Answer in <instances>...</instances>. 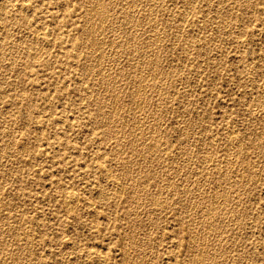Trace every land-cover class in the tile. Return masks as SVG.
I'll return each mask as SVG.
<instances>
[{"label": "rangeland", "instance_id": "374dc122", "mask_svg": "<svg viewBox=\"0 0 264 264\" xmlns=\"http://www.w3.org/2000/svg\"><path fill=\"white\" fill-rule=\"evenodd\" d=\"M157 12L159 14L156 15ZM91 13L95 16L90 15ZM119 13H121V17ZM0 24L3 26L0 25V186L2 185L0 187V246H2L0 247V264H134L135 262L137 264H190L193 258V264H199L200 261V264H264V0H0ZM99 24L101 25L99 26ZM9 27H11L10 30L7 29ZM38 29L40 30L38 31ZM98 34L100 35L98 36ZM124 36L126 37L124 38ZM95 37L98 41L95 40ZM20 38L24 41L21 39V42ZM134 40V46H132ZM120 41L121 43L118 44ZM19 43L21 44L19 45ZM49 43L51 47H47ZM117 46L118 48H115ZM131 48L133 51L135 49V53ZM137 48L139 49L137 50ZM121 49L124 51L119 52ZM129 50L133 52V55ZM151 50L152 54H150ZM113 51L114 53L118 51L119 54H114ZM128 51L130 55H128ZM136 52L141 53L137 54ZM154 52L157 54H153ZM146 55H149L148 58ZM154 55H158L161 60ZM144 57L147 59L145 60ZM150 63L154 65L151 66ZM140 64L143 65L139 67ZM159 66L160 68H158ZM117 67H120V71ZM128 70H132L131 74L127 73ZM139 76H142V79ZM134 78L139 79L135 80ZM145 84L147 86L149 84V86L146 87ZM137 86L140 87L137 89ZM149 87L151 88L149 89ZM87 89L88 91H86ZM136 90L139 91V95ZM149 92L152 93V96ZM141 93L143 94L140 95ZM148 96L151 97L148 98ZM110 97L117 99L110 102ZM144 99L146 100L144 101ZM138 102L140 104L143 102L144 105L141 104L143 105L141 106ZM106 104L108 105L106 106ZM113 104L116 108L113 107ZM155 105L158 107V113L155 111L157 108ZM101 107L103 108L101 109ZM145 111L147 115H153L147 116ZM155 112L156 114L160 113L158 118ZM2 113L6 115L3 114L2 117ZM108 114L111 115V118ZM118 117L121 121L117 119ZM108 120L110 122H107ZM125 121L126 124H124ZM160 123L161 125H159ZM132 126H135L136 129ZM161 126L163 130L160 129ZM116 128H119L118 131ZM233 129L237 130L232 134ZM160 131L164 132L163 135L162 133L158 134ZM210 131L212 132L210 133ZM195 133L196 135H194ZM153 135L155 139H153ZM187 136L192 138L189 142L185 141L188 140ZM145 137L148 139L146 140ZM7 138L10 139L7 140ZM154 140L155 143H153ZM160 140L164 142L162 141V143ZM234 140L235 142H233ZM23 141L25 145H23ZM140 143L144 144L141 146ZM200 145H204V147ZM133 147L134 149H132ZM191 147L196 150L193 151ZM124 148L127 149L124 150ZM21 149L23 150L21 151ZM226 149L229 153L226 152ZM24 150L25 152H23ZM155 151L158 153L157 155L154 153ZM177 151H179L178 154H176ZM208 151L209 153H207ZM131 152L132 154H130ZM151 152L153 153L151 154ZM184 152L186 153L184 154ZM224 152L225 154L236 152V154L225 156ZM205 153L211 156L209 157ZM217 153L219 154L217 155ZM153 154L156 155V158ZM161 155L163 160L160 159L161 157L159 158ZM233 155H236L237 158L235 156L233 158ZM146 158L147 160H145ZM223 158H225L224 163L222 162ZM214 159L218 160L215 162ZM167 160L168 162H166ZM220 163L227 167L221 166ZM258 163H262L261 169L258 167L260 166ZM156 166L159 167L156 168ZM152 167L157 174H154L155 171L152 170ZM255 167L260 171L255 170ZM238 169L242 170L238 171ZM106 175L111 178L106 179ZM210 175L211 177H208ZM258 175L260 178L257 177ZM243 176L245 181H242ZM246 178L247 181L252 178L253 182L248 181V185ZM141 179L143 181L140 182ZM183 180H186L185 183ZM116 181L119 183L118 185L115 183ZM224 181L226 185L230 181L232 184L225 186ZM177 182L179 184L182 182L183 185H179ZM253 183L256 185L253 186ZM144 184L145 186H143ZM239 186L241 187L239 188ZM218 187L220 188L218 189ZM249 188H251V192ZM158 190L159 193H157ZM237 190L240 191L235 193ZM184 192L188 193L185 195ZM224 192L226 196L223 195ZM230 192L231 196H229ZM236 194H239L238 198L235 197ZM63 196L67 200L68 197H72L75 205L69 208L65 205L67 200H64ZM228 196L229 198H227ZM160 197H163L166 202L163 198L164 202H162ZM193 197L194 200H192ZM198 197H202L201 201H199L200 199L196 200ZM90 198L91 201H89ZM75 199L78 203L74 201ZM227 199L230 200V203ZM237 199L239 202L242 201L241 204ZM224 200L226 201L224 202ZM191 204L192 208L189 206ZM18 209L19 211H17ZM70 209L71 211H69ZM161 210L162 212H160ZM235 211L236 215H239L238 217L235 216ZM226 212L229 213L226 214ZM216 214L219 216L217 217ZM241 216L243 217L241 218ZM189 221L191 222L189 223ZM200 221L202 224H199ZM208 221L210 222L208 223ZM241 223L242 225H240ZM226 224L227 226H225ZM223 228L226 230L224 231ZM27 229L28 231L30 229L31 234ZM132 229H134V234ZM208 233L211 235L210 239ZM196 234L198 237H195ZM126 236L131 240L126 239ZM220 239L221 241H219ZM235 241L236 244H234ZM214 244L215 246H213ZM198 246H203V248ZM220 250L223 256H220ZM144 252H146L145 255ZM224 254L226 255L224 256ZM136 255L138 256L136 257ZM126 256L132 257L130 259L125 258ZM4 257H7L6 261L3 260ZM63 258L64 262L61 261ZM126 259L128 260L126 261ZM131 260H134V263ZM225 260L226 262H224Z\"/></svg>", "mask_w": 264, "mask_h": 264}, {"label": "bare ground", "instance_id": "6f19581e", "mask_svg": "<svg viewBox=\"0 0 264 264\" xmlns=\"http://www.w3.org/2000/svg\"><path fill=\"white\" fill-rule=\"evenodd\" d=\"M83 2H84V1H83ZM94 2H95V1H94ZM98 2H99V1H98ZM224 2H225V1H224ZM24 3H25V2H24ZM43 3H44V2H43ZM110 3H111V2H110ZM110 3H109V4H110ZM144 3H145V2H144ZM151 3H152V2H151ZM214 3H215V2H214ZM93 4H94V3H93ZM96 4H98V3L96 2ZM96 4H94V5L96 6ZM87 5H88V4H87ZM114 5H115V4H114ZM223 5H224V3H223ZM230 5H232V4H230ZM233 5H234V4H233ZM82 6H83V5H82ZM85 6H86V5H85ZM95 6H92V7L94 8ZM108 6H109V5H108ZM213 6H214V5H213ZM245 6H247V5H245ZM88 7H89V6H88ZM96 7H97V6H96ZM100 7H102V6H100ZM110 7H111V6H110ZM250 7H251V6H250ZM89 8H90V7H89ZM89 8H88V9H89ZM113 8H114V6H113ZM150 8H151V7H150ZM217 8H218V7H217ZM152 9H154V8H152ZM156 9H157V8H156ZM215 9H216V8H215ZM251 9H252V8H251ZM12 10H13V9H12ZM86 10H87V8H86ZM92 10L94 11V9H92ZM99 10H100V9H99ZM110 10H112V9H110ZM150 10H151V9H150ZM20 11H21V9H20ZM95 11L97 12L96 9H95ZM100 11H102V10H100ZM106 11H107V10H106ZM127 11H128V10H127ZM127 11H126V13H127ZM228 11H229V8H228ZM89 12H91V11H89ZM89 12H88V13H89ZM96 12H95V13H96ZM104 12H105V11H104ZM115 12H116V11H115ZM129 12H130V11H129ZM162 12H163V11H162ZM215 12H216V10H215ZM25 13H26V11H25ZM25 13H24V14H25ZM107 13H108V12H107ZM134 13H135V12H134ZM149 13H150V12H149ZM103 14H104V13H103ZM105 14H106V13H105ZM119 14H120V17H121V13H119ZM132 14H133V12H132ZM153 14H154V13H153ZM157 14H159V13L157 12L156 15H157ZM18 15H19V14H18ZM20 15H21V14H20ZM90 15H94V16H95V14H93V13H91ZM106 15H107V14H106ZM106 15H104V16H106ZM111 15H112V14H111ZM122 15H123V14H122ZM127 15H128V14H127ZM135 15H136V14H135ZM135 15H134V16H135ZM86 16H87V15H86ZM102 16H103V15H102ZM102 16H101V19H102ZM112 16H113V15H112ZM124 16H125V15H124ZM90 17H91V16H90ZM97 17H98V16H97ZM106 17H107V16H106ZM106 17H105V18H106ZM114 17H115V15H114ZM129 17H130V15H129ZM144 17H145V16H144ZM160 17H161V16H160ZM173 17H174V16H173ZM185 17H187V16H185ZM220 17H221V16H220ZM123 18H124V17H123ZM156 18H157V17H156ZM228 18H229V17H228ZM36 19H37V18H36ZM96 19H97V18H96ZM112 19H113V18H112ZM117 19H118V17H117ZM125 19H126V18H125ZM154 19H155V17H154ZM21 20H22V19H21ZM90 20H91V19H90ZM104 20H106V19H104ZM126 20H127V19H126ZM129 20H130V18H129ZM147 20H148V19H147ZM159 20H160V19H159ZM12 21H13V20H12ZM38 21H39V19H38ZM111 21H113V20H111ZM157 21H158V20H157ZM222 21H223V20H222ZM86 22H88L87 19H86ZM92 22H93V21H92ZM100 22H101V21H100ZM103 22H104V21H103ZM116 22H117V20H116ZM118 22H120V21H118ZM132 22H133V21H132ZM213 22H214V21H213ZM227 22H228V21H227ZM110 23H112V22H110ZM165 23H166V22H165ZM8 24H9V22H8ZM11 24H12V23H11ZM97 24H98V23H97ZM105 24H106V23H105ZM113 24H116V23H113ZM117 24H118V23H117ZM175 24H176V23H175ZM227 24H228V23H227ZM0 25H1V24H0ZM89 25H90V24H89ZM91 25H92V24H91ZM100 25H101V24H99V26H100ZM103 25H104V24H103ZM109 25H111V24H109ZM13 26H14V25H13ZM34 26H35V25H34ZM94 26H95V24H94ZM99 26H98V28H99ZM112 26H113V25H112ZM131 26H132V25H131ZM163 26H164V25H163ZM227 26H228V25H227ZM227 26H226V27H227ZM1 27H3V26L1 25ZM102 27H103V26H102ZM105 27H106V26H105ZM107 27H108V26H107ZM110 27H111V26H110ZM110 27H109V28H110ZM117 27H118V26H117ZM117 27H116V28H117ZM136 27H137V26H136ZM203 27H204V25H203ZM49 28H50V27H49ZM86 28H87V27H86ZM86 28H85V29H86ZM103 28H104V27H103ZM131 28H132V27H131ZM163 28H164V27H163ZM7 29L10 30L11 27H9V28H7ZM7 29H6V30H7ZM89 29H90V28H89ZM91 29H93V28H91ZM107 29H108V28H107ZM110 29H112V27H111ZM113 29H114V28H113ZM35 30H36V29H35ZM39 30H40V29H38V31H39ZM86 30H87V29H86ZM97 30H98V29H97V25H96V31H97ZM167 30H168V29H167ZM171 30H172V29H171ZM21 31H22V30H21ZM27 31H28V30H27ZM27 31H26V32H27ZM36 31H37V30H36ZM36 31H35V33H37ZM46 31H47V30H46ZM90 31H91V30H90ZM90 31H89V33H90ZM99 31H100V30H99ZM101 31H102V30H101ZM105 31H106V30H105ZM168 31H169V30H168ZM200 31H201V30H200ZM48 32L51 33V31H49V30H48ZM48 32H47V33H48ZM129 32H130V31H129ZM164 32H165V30H164ZM218 32H219V31H218ZM9 33H10V32H9ZM11 33H12V32H11ZM20 33H22V32H20ZM91 33H92V32H91ZM93 33H94V31H93ZM132 33H133V32H132ZM135 33H136V31H135ZM18 34H19V33H18ZM25 34H26V33H25ZM28 34H29V33H28ZM43 34H45V33H43ZM54 34H55V33H54ZM100 34H101V33H100ZM100 34H98V36H99ZM122 34H123V32H122ZM10 35H11V34H10ZM12 35H13V34H12ZM19 35H20V34H19ZM21 35H22V34H21ZM40 35H41V34H40ZM47 35H48V34H47ZM88 35H89V34H88ZM88 35H87V36H88ZM96 35H97V34H96ZM126 35H127V33H126ZM132 35H133V34H132ZM134 35H135V34H134ZM134 35H133V36H134ZM24 36H25V35H24ZM28 36H30V35H28ZM50 36H51V34H50ZM11 37H13V36H11ZM18 37H20V36H18ZM22 37H23V36H22ZM35 37H37V36L35 35ZM92 37H93V35H92ZM125 37H126V36H124V38H125ZM153 37H154V36H153ZM128 38H129V37H128ZM10 39H11V38H10ZM21 39H22V38H20V41H21ZM34 39H35V38H34ZM87 39H88V38H87ZM87 39H86V41H87ZM93 39H94V38H93ZM93 39H92V40H93ZM129 39H130V38H129ZM134 39L136 40L137 38H134ZM178 39H179V38H178ZM22 40H23V39H22ZM39 40H40V39H39ZM44 40H45V39H44ZM92 40H91V42H92ZM95 40H96V37H95ZM120 40H122V39H120ZM131 40H133V39H131ZM135 40L133 41V45L131 44L132 46H134V42H135ZM137 40H138V39H137ZM23 41H24V40H23ZM37 41H38V40H37ZM96 41H98V40H96ZM202 41H203V40H202ZM15 42H16V39H15ZM21 42H22V41H21ZM84 42H85V41H84ZM100 42H101V41H100ZM115 42H116V41H115ZM136 42H137V41H136ZM199 42H200V41H199ZM93 43H94V41H93ZM96 43H97V42H96ZM119 43H121V41L118 42V44H119ZM123 43L126 44V42H123ZM123 43H122V44H123ZM128 43H130V42H128ZM150 43H151V42H150ZM161 43H162V42H161ZM12 44H13V43H12ZM20 44H21V43H19V45H20ZM84 44H85V43H84ZM116 44H117V43H116ZM116 44H115V45H116ZM118 44H117V45H118ZM154 44H155V43H154ZM208 44H209V42H208ZM17 45H18V44H17ZM47 45H48V44H47ZM92 45H93V44H92ZM92 45H91V46H92ZM137 45H138V44H137ZM137 45H136V46H137ZM160 45H161V44H160ZM41 46H43V45H41ZM83 46H84V45H83ZM99 46H100V45H99ZM99 46H97V47H99ZM128 46H129V45H128ZM132 46H130V47H132ZM138 46H139V45H138ZM148 46H149V45H148ZM205 46H206V45H205ZM208 46H209V45H208ZM13 47H14V46H13ZM47 47H51V46H50V43H49V45H48ZM93 47H94V45H93ZM113 47H114V46H113ZM119 47H123V46H119ZM155 47H156V46H155ZM159 47H160V46H159ZM159 47H158V48H159ZM11 48H12V47H11ZM52 48H53V47H52ZM115 48H118V46L115 47ZM132 48H133V47H132ZM132 48H131V50H132ZM153 48H154V47H153ZM2 49H3V48H2ZM21 49H23V48H21ZM37 49H38V48H37ZM47 49H49V48H47ZM124 49H125V48H124ZM126 49H127V48H126ZM129 49H130V48H129ZM138 49H139V48H137V50H138ZM147 49H148V48H147ZM147 49H146V51H147ZM155 49H156V48H155ZM199 49H200V48H199ZM0 50H1V49H0ZM40 50H42V49H40ZM40 50H39V51H40ZM114 50H115V49H114ZM127 50H128V49H127ZM137 50H136V51H137ZM140 50H142V49H140ZM143 50H144V49H143ZM157 50H158V49H157ZM159 50H160V48H159ZM167 50H168V49H167ZM197 50H198V49H197ZM209 50H210V49H209ZM217 50H218V49H217ZM219 50H220V49H219ZM7 51H8V49H7ZM13 51H14V50H13ZM46 51H48V50H46ZM87 51H89V48H87ZM96 51H97V50H96ZM115 51H116V50H115ZM121 51H124V50L121 49L119 52H121ZM129 51H130V50H129ZM129 51H128V52H129ZM132 51H133V50H132ZM154 51H155V50H154ZM200 51H202V50H200ZM200 51H199V52H200ZM215 51H216V50H215ZM5 52H6V51H5ZM94 52H95V51H94ZM130 52H131V51H130ZM130 52H129L128 55H130ZM133 52L135 53V49H134ZM133 52H131V54H132ZM155 52H156V51H155ZM155 52H154L153 54H157V53H155ZM162 52H164V51L162 50ZM13 53H14V52H13ZM17 53H18V52H17ZM113 53H114V51H113ZM115 53H118V51L115 52ZM115 53H114V54H115ZM136 53L138 54V53H141V52H136ZM143 53H145V52H143ZM147 53H149V51H147ZM15 54H16V52H15ZM15 54H14V56H15ZM36 54H37V53H36ZM114 54H113V55H114ZM118 54H119V53H118ZM120 54H121V53H120ZM122 54H123V53H122ZM150 54H152V50H151ZM199 54H200V53H199ZM16 55H18V54H16ZM88 55H89V54H88ZM126 55H127V54L125 53V56H126ZM132 55H133V54H132ZM142 55H143V54H142ZM207 55H208V54H207ZM0 56H1V55H0ZM34 56H35V55H34ZM89 56H91V54H90ZM89 56H88V57H89ZM98 56H99V55H98ZM101 56H102V55H101ZM135 56H136V55H135ZM148 56H149V55H148ZM148 56L146 55L147 58H148ZM154 56H156V55H154ZM204 56H205V55H204ZM35 57H36V56H35ZM116 57H117V55H116ZM129 57H130V56H129ZM146 57H144L145 60L147 59ZM17 58H18V57H17ZM100 58H101V57H100ZM100 58H99V59H100ZM136 58H137V56H136ZM136 58H135V62H136V60H137ZM150 58H151V57H150ZM150 58H149V59H150ZM156 58H158V55L156 56ZM160 58H161V57H160ZM197 58H198V56H197ZM8 59H9V58H8ZM33 59H34V58H33ZM141 59H142V56H141ZM154 59H155V58H154ZM158 59H159V58H158ZM158 59H157V60H158ZM15 60H16V59H15ZM37 60H38V59H37ZM96 60H97V58H96ZM109 60L111 61V58H110ZM127 60H128V59H127ZM129 60H130V59H129ZM159 60H161V59H159ZM202 60H203V59H202ZM208 60H209V59H208ZM208 60H207V61H208ZM243 60H244V59H243ZM114 61H116V60H114ZM114 61H113V62H114ZM133 61H134V60H133ZM140 61H141V60H140ZM195 61H196V60H195ZM117 62H118V61H117ZM135 62H133V63H135ZM146 62H147V61H146ZM151 62H152V61H151ZM157 62H158V61H157ZM163 62H164V60H163ZM165 62H166V61H165ZM22 63H23V62H22ZM47 63H48V62H47ZM128 63H130V62H128ZM139 63H140V62H139ZM142 63H143V62H142ZM158 63H159V62H158ZM114 64H117V63H114ZM114 64H113V65H114ZM144 64H145V63H144ZM54 65H55V64H54ZM125 65H127V64H125ZM129 65H130V64H129ZM129 65H128V66H129ZM131 65H132V63H131ZM133 65H134V64H133ZM142 65H143V64H140L139 67H141ZM150 65L152 66V65H154V64H153V63H152V64L150 63ZM159 65H160V64H159ZM161 65H162V64H161ZM198 65H199V64H198ZM248 65H249V64H248ZM9 66H10V65H9ZM9 66H8V67H9ZM128 66H127V67H128ZM135 66H136V65H135ZM135 66H134V67H135ZM156 66H158V65L156 64ZM22 67H23V66H22ZM131 67H132V66H131ZM143 67H144V66H143ZM145 67H146V64H145ZM166 67H167V66H166ZM169 67H170V66H169ZM169 67H168V68H169ZM12 68H13V66H12ZM27 68L29 69V67H27ZM132 68H133V67H132ZM158 68H160V66H159ZM164 68H165V67H164ZM117 69L119 70L120 67H119V68L117 67ZM130 69H131V68H130ZM147 69H148V68H147ZM150 69H152V68H150ZM155 69H156V68H155ZM161 69H162V68H161ZM172 69H173V68H172ZM201 69H202V68H201ZM115 70H116V68H115ZM144 70H145V69H144ZM198 70H200V69L198 68ZM18 71H20V70H18ZM85 71H86V70H85ZM119 71H120V70H119ZM119 71H118V72H119ZM121 71H122V69H121ZM125 71H126V70H125ZM128 71H129V70H128ZM130 71H132V70H130ZM130 71L127 72V73H130V74H131ZM145 71H149V70H145ZM4 72H5V70H4ZM49 72H50V71H49ZM123 72H124V69H123ZM123 72H122V73H123ZM137 72H138V71L136 70V73H137ZM141 72H142V71H141ZM157 72H158V71H157ZM19 73H21V72H19ZM57 73H58V72H57ZM100 73H101V71H100ZM100 73H99V74H100ZM127 73L125 72V74H127ZM133 73H134V72H133ZM149 73H150V72H149ZM155 73H156V72H155ZM102 74H103V73H102ZM106 74H107V73H106ZM114 74H115V73H114ZM116 74H118V73H116ZM120 74H121V73H120ZM143 74H144V73H143ZM143 74H142V75H143ZM150 74H151V73H150ZM157 74H158V73H157ZM97 75H98V74H97ZM133 75H134V74H133ZM147 75H149V74H147ZM155 75H156V74H155ZM163 75H164V74H163ZM163 75H162V76H163ZM17 76H19V75H17ZM108 76H111V75H108ZM108 76H107V77H108ZM123 76H125V75L123 74ZM137 76H138V75H137ZM153 76H154V75H153ZM165 76H166V75H165ZM165 76H163V77H165ZM1 77H2V76H1ZM105 77H106V76H105ZM115 77H116V76H115ZM117 77H118V75H117ZM135 77H136V75H135ZM139 77H140V76H139ZM141 77H142V76H141ZM141 77H140V78H141ZM144 77H146V76H144ZM144 77H143V78H144ZM160 77H161V75H160ZM5 78H6V77H5ZM101 78H102V76H101ZM147 78H148V77H147ZM118 79H119V78H118ZM121 79H122V78H121ZM134 79L136 80V79H139V78H134ZM141 79H142V78H141ZM150 79H151V78H150ZM258 79H259V78H258ZM107 80H108V79H107ZM113 80H114V79H113ZM113 80H112V81H113ZM135 80H134V81H135ZM143 80H144V79H143ZM151 80H152V79H151ZM151 80H150V81H151ZM153 80H154V79H153ZM165 80H166V78H165ZM4 81H5V80H4ZM38 81H39V80H38ZM115 81H116V79H115ZM115 81H114V82H115ZM139 81H140V80H139ZM157 81H158V80H157ZM64 82H65V81H64ZM110 82H111V81H110ZM132 82H133V81H132ZM136 82L138 83V80H137ZM141 82H143V81L141 80ZM141 82H140V84H141ZM144 82H145V80H144ZM146 82H147V81H146ZM151 82H153V81H151ZM65 83H66V82H65ZM82 83H83V82H82ZM106 83H107V82H106ZM148 83H150V82H148ZM166 83H167V81L165 82V84H166ZM67 84H68V83H67ZM67 84H66V85H67ZM112 84H113V83H112ZM115 84H116V83H115ZM133 84H134V83H133ZM140 84H139V85H140ZM158 84H159V83H158ZM63 85H65V84L63 83ZM91 85H92V84H91ZM107 85H108V84H107ZM145 85H146V84H145ZM151 85H152V84H151ZM156 85H157V84H156ZM110 86H111V85H110ZM112 86H113V85H112ZM131 86H132V85H131ZM131 86H130V87H131ZM148 86H149V84H148ZM148 86L146 85V87H148ZM11 87H12V86H11ZM62 87H63V86H62ZM107 87H108V86H107ZM107 87H106V89H107ZM133 87H134V86H133ZM138 87H140V86H137V89H138ZM153 87H154V86H153ZM157 87H158V86H157ZM157 87H156V89H157ZM103 88H105V87H103ZM112 88H113V87H112ZM112 88H111V89H112ZM150 88H151V87H149V89H150ZM62 89H64V88H62ZM106 89H105V91H106ZM108 89H109V88H108ZM116 89H117V88H116ZM132 89H133V88H132ZM153 89H154V88H153ZM79 90H80V89H79ZM93 90H94V88H93ZM117 90H118V89H117ZM134 90H135V89H134ZM139 90H141V89H139ZM164 90H165V89H164ZM80 91H81V90H80ZM86 91H88V89H87ZM114 91H115V90H114ZM130 91H131V90H130ZM136 91H137V90H136ZM151 91H152V90H151ZM151 91H150V92H151ZM156 91H157V90H156ZM158 91H159V89H158ZM158 91H157V92H158ZM161 91H162V90H161ZM92 92H93V91H92ZM145 92H146V91H145ZM147 92H148V90H147ZM150 92H149V93H150ZM117 93H118V92H117ZM119 93H120V92H119ZM130 93H131V92H130ZM163 93H164V91H163ZM133 94H134V91H133ZM137 94L139 95V91H137ZM142 94H143V93H141L140 95H142ZM145 94H146V93H145ZM151 94H152V93H150V95H151ZM156 94H157V93H156ZM161 94H162V93H161ZM89 95H90V94H89ZM107 95H108V94H107ZM117 95H118V94H117ZM120 95H121V93H120ZM130 95H131V94H130ZM0 96H1V95H0ZM108 96H109V95H108ZM118 96H119V95H118ZM133 96H134V95H133ZM136 96H137V95H136ZM151 96H152V95H151ZM151 96H150V97H151ZM155 96H156V95H155ZM157 96H158V94H157ZM160 96H161V95H160ZM163 96H164V94H163ZM89 97H90V96H89ZM89 97H88V98H89ZM112 97H114V96H112ZM131 97H132V96H131ZM141 97H144V96H141ZM141 97H140V98H141ZM150 97L148 96V98H150ZM161 97H162V96H161ZM164 97H165V96H164ZM185 97H186V96H185ZM193 97H194V96H193ZM247 97H248V96H247ZM103 98H104V97H103ZM106 98H107V97H106ZM146 98H147V97H146ZM154 98H155V97H154ZM109 99H110V102H111V101H114L113 99H117V98H113V99H112V98L110 97ZM119 99H120V98H119ZM159 99H161V98L159 97ZM100 100H101V99H100ZM105 100H106V99H105ZM142 100H143V98H142ZM145 100H146V99H144V101H145ZM166 100H168V99H166ZM194 100H195V99H194ZM257 100H258V99H257ZM103 101H104V100H103ZM147 101H148V100H147ZM151 101H153V100H151ZM101 102H102V101H101ZM101 102H100V103H101ZM107 102H108V101H107ZM161 102H163V101H161ZM161 102H160V103H161ZM81 103H82V102H81ZM87 103H88V102H87ZM112 103H113V102H112ZM115 103H116V100H115ZM115 103H114V104H115ZM121 103H122V102H121ZM138 103H139V102H138ZM146 103H148V102H146ZM169 103H170V102H169ZM102 104H103V103H102ZM114 104H113V107H114ZM141 104L144 105L143 102H142ZM141 104L139 103V105H141ZM151 104H152V103H151ZM157 104H158V102H157ZM184 104H185V103H183V105H184ZM189 104H190V103H189ZM0 105H1V104H0ZM89 105H90V104H89ZM103 105H104V104H103ZM107 105H108V104H106V106H107ZM110 105H111V103H110ZM115 105H116V104H115ZM120 105H122V104H120ZM143 105H141V106H143ZM145 105H146V104H145ZM148 105H149V107H151L150 104H148ZM187 105H188V104H187ZM96 106H97V105H96ZM117 106H119V105H117ZM155 106H156V105H155ZM163 106H164V105H163ZM185 106H186V104H185ZM110 107L112 108V106H110ZM110 107H109V109H110ZM120 107H121V106H120ZM120 107H119V108H120ZM156 107H157V106H156ZM159 107L161 108V106H159ZM193 107H195V106H193ZM258 107H260V106H258ZM33 108H34V107H33ZM102 108H103V107H101V109H102ZM114 108H116V107H114ZM117 108H118V107H117ZM140 108H142V107H140ZM145 108H146V107H145ZM147 108H148V106H147ZM151 108H152V107H151ZM189 108H191V107L189 106ZM2 109H3V108H2ZM37 109H38V108H37ZM96 109H97V108H96ZM153 109L155 110V107H154ZM157 109H158V107L156 108L155 111H157ZM162 109H163V108H162ZM192 109H193V108H192ZM252 109H253V108H252ZM6 110H7V109H6ZM106 110H107V109H106ZM140 110H141V109H140ZM146 110H147V109H146ZM0 111H1V110H0ZM9 111H10V110H9ZM102 111H103V110H102ZM113 111H114V110H113ZM159 111H160V110H159ZM190 111H191V110H190ZM109 112H110V111H109ZM116 112H117V111H115V113H116ZM145 112H146V111H145ZM145 112H144V113H145ZM152 112H154V111H152ZM188 112H189V110H188ZM188 112H187V113H188ZM253 112H254V109H253ZM4 113H5V112H4ZM4 113H2V117H3V114H4ZM110 113H111V112H110ZM117 113H118V112H117ZM157 113H158V111H157ZM161 113H162V111H161ZM168 113H169V112H168ZM101 114H102V113H101ZM155 114H156V112H155ZM252 114H253V113H252ZM4 115H6V114H4ZM109 115H110V114H108V116H109ZM111 115H112V113H111ZM111 115H110V118H111ZM115 115H117V114H115ZM146 115H147V112H146ZM149 115H150V114H149ZM149 115H147V116H149ZM151 115H153V114H151ZM151 115H150V116H151ZM156 115H158V116H157V118H158L159 115H160V113H159V114H156ZM195 115H196V114H195ZM248 115H249V114H248ZM0 116H1V115H0ZM119 116H120V115H119ZM183 116H184V115H183ZM51 117H52V115H51ZM100 117H101V116H100ZM106 117H107V116H106ZM115 118H116V117H115ZM152 118H153V117H152ZM179 118L182 119V117H179ZM191 118H192V117H191ZM198 118H199V117H198ZM198 118H197V119H198ZM7 119H8V118H7ZM36 119H37V118H36ZM117 119H119V117H118ZM117 119H116V120H117ZM127 119H128V118H127ZM96 120H97V119H96ZM101 120H102V119H101ZM106 120H107V119H106ZM110 120H111V119H110ZM110 120H108L107 122H110ZM119 120H120V119H119ZM124 120H125V119H124ZM128 120H129V119H128ZM156 120H157V119H156ZM183 120H184V119H183ZM253 120H254V119H253ZM111 121H112V120H111ZM120 121H121V120H120ZM161 121L164 122V120H161ZM200 121H201V120H200ZM36 122H37V120H36ZM38 122H39V121H38ZM100 122H101V121H100ZM156 122H157V121H155V123H156ZM163 122H162V123H163ZM197 122H198V121H197ZM9 123H10V122H9ZM12 123H13V121H12ZM105 123H106V122H105ZM105 123H104V124H105ZM118 123H119V122H118ZM118 123H117V124H118ZM158 123H159V121H158ZM248 123H249V122H248ZM121 124H123V123H121ZM124 124H126V121H125ZM156 124H157V123H156ZM183 124H184V123H183ZM113 125H115V124H113ZM113 125H112V126H113ZM152 125H153V124H152ZM157 125H158V124H157ZM157 125H154V126L157 127ZM159 125H161V123H160ZM12 126H13V125H12ZM149 126H150V125H149ZM6 127H7V126H6ZM103 127H105V126H103ZM132 127H135V126H132ZM147 127H148V126H147ZM155 127H154V128H155ZM148 128H149V127H148ZM154 128H153V129H154ZM159 128H160V127H159ZM183 128H184V127H183ZM201 128H202V127H201ZM209 128H210V127H209ZM209 128H208V129H209ZM223 128H224V127H223ZM228 128H229V127H228ZM16 129H17V128H16ZM106 129H107V128H106ZM117 129H119V128H116V130H117ZM135 129H136V127H135ZM135 129H134V130H135ZM149 129H150V128H149ZM149 129H148V130H149ZM153 129H152V130H153ZM160 129H162V126H161ZM229 129H230V128H229ZM245 129H246V128H245ZM134 130H133V132H134ZM155 130H156V128H155ZM162 130H163V129H162ZM184 130H185V128H184ZM211 130H212V129H211ZM223 130H224V129H223ZM233 130H234V129H233ZM235 130H237V129H235ZM235 130H234V131H231V130H230V131H231L232 134H233V132H234V133L236 132ZM253 130H254V129H253ZM262 130H263V129H262ZM10 131H11V130H10ZM117 131H118V130H117ZM153 131H154V130H153ZM153 131H152V133H153ZM164 131H165V130H164ZM257 131H258V130H257ZM257 131H256V132H257ZM108 132H109V131H108ZM130 132H131V131H130ZM146 132H147V134H148V131H146ZM198 132H199V131H198ZM211 132H212V131H210V133H211ZM111 133H112V132H111ZM115 133H116V131H115ZM122 133H123V132H122ZM161 133H162V135H163L164 132H161V131H160V133H158V134H161ZM181 133H183V132H181ZM185 133H186V132H185ZM253 133H254V132H253ZM257 133H258V132H257ZM105 134H106V133H105ZM116 134H117V133H116ZM131 134H132V133H131ZM131 134H130V135H131ZM140 134H141V132H140ZM140 134H139V135H140ZM232 134H231V135H232ZM263 134H264V133H263ZM12 135H13V134H12ZM113 135H114V134H113ZM136 135H137V134H136ZM144 135H145V133H144ZM162 135H160V137H162ZM183 135H184V134H183ZM183 135H182V136H183ZM187 135H188V133H187ZM190 135H191V133H190ZM194 135H196V133H195ZM197 135L200 136L199 134H197ZM216 135H217V134H216ZM226 135H227V134H226ZM261 135H262V131H261ZM58 136H59V135H58ZM146 136H147V135H146ZM148 136H149V135H148ZM156 136H157V135H156ZM158 136H159V135H158ZM192 136H193V133H192ZM15 137H16V135H15ZM114 137H115V136H114ZM132 137H133V135H132ZM132 137H131V138H132ZM185 137H186V136H185ZM187 137H188V138H186V139H188V140H185V141H188V142H189L190 139H192V138H189V136H187ZM203 137H205V136H203ZM210 137H211V136H210ZM214 137H215V136H214ZM227 137H228V136H227ZM259 137H261V136L259 135ZM10 138H11V137H10ZM10 138H7V140L10 139ZM143 138H144V137H143ZM145 138H146V137H145ZM151 138H152V137H151ZM177 138H178V137H177ZM180 138H181V137H180ZM180 138H179V139H180ZM206 138H207V137H206ZM218 138H219V137H218ZM236 138H237V137H236ZM254 138H255V137H254ZM257 138H258V137H257ZM133 139H134V138H133ZM147 139H148V137L146 138V140H147ZM153 139H155V136H154V135H153ZM158 139H160V138H158ZM158 139H157V141H158ZM161 139H163V138H161ZM226 139H227V138H226ZM239 139H240V138H239ZM250 139H251V138H250ZM260 139H261V138H260ZM23 140H24V139H23ZM118 140H119V139H118ZM118 140H117V141H118ZM120 140H121V139H120ZM129 140H130V139H129ZM136 140H138V139H136ZM177 140H178V139H177ZM183 140H184V139H183ZM197 140H198V138H197ZM210 140H211V139H210ZM219 140H220V139H219ZM255 140H256V139H255ZM262 140H263V138H262ZM160 141L162 142L163 140H160ZM181 141H182V140H181ZM185 141H184V142H185ZM207 141H209V140H207ZM213 141H214V140H213ZM217 141H218V140H217ZM246 141H247V140H246ZM250 141H251V140H250ZM3 142H4V141H3ZM15 142H16V140H15ZM163 142H164V141H163ZM163 142H162V143H163ZM188 142H187V144H188ZM193 142H194V141H193ZM193 142H192V143H193ZM233 142H235V140H234ZM248 142H249V141H248ZM1 143H2V142H1ZM6 143H7V142H6ZM8 143H9V142H8ZM22 143H23V145H25V144H24V141H23ZM123 143H124V141H123ZM123 143H122V144H123ZM151 143H152V142H151ZM153 143H155V140H154ZM156 143H157V142H156ZM162 143H161V144H162ZM185 143H186V142H185ZM185 143H184V145H185ZM190 143H191V142H190ZM201 143H202V142H201ZM236 143H237V142H236ZM239 143H240V142H239ZM10 144H12V143L10 142ZM10 144H9V145H10ZM130 144H131V143H130ZM132 144H133V142H132ZM140 144H141V143H140ZM140 144H139V145H140ZM142 144H144V143H142ZM142 144H141V146H142ZM149 144H150V143H149ZM149 144H148V145H149ZM157 144H158V143H157ZM159 144H160V143H159ZM187 144H186V145H187ZM195 144H196V143H195ZM211 144H212V143H211ZM230 144H231V143H230ZM259 144H260V143H259ZM3 145H4V144H3ZM3 145H2V146H3ZM7 145H8V144H7ZM12 145H13V144H12ZM12 145H11V146H12ZM17 145H18V144H17ZM17 145H16V146H17ZM118 145H119V144H118ZM118 145H117V146H118ZM186 145H185V146H186ZM232 145H233V143H232ZM236 145H238V144H236ZM123 146H124V145H123ZM123 146H122V148H123ZM129 146H130V145H129ZM170 146H171V145H170ZM180 146H181V144H180ZM185 146H183V147H185ZM200 146H201V145H200ZM202 146L204 147V145H202ZM202 146H201V147H202ZM214 146H215V145H214ZM233 146H234V145H233ZM233 146H232V147H233ZM262 146H263V145H262ZM3 147H5V146H3ZM14 147H15V145H14ZM14 147H13V148H14ZM24 147H26V146H24ZM134 147H135V146H134ZM134 147H133L132 149H134ZM146 147H147V145H146ZM152 147H153V144H152ZM157 147H158V146H157ZM183 147H182V148H183ZM186 147H188V145H187ZM212 147H213V146H212ZM227 147H228V146H227ZM227 147H225V148H227ZM9 148H10V147H9ZM115 148H116V147H115ZM139 148H140V146H139ZM149 148H150V147H149ZM161 148H162V147H161ZM180 148H181V147H180ZM189 148H190V147H189ZM191 148H192V147H191ZM228 148H229V147H228ZM236 148L238 149L239 147H236ZM118 149H119V147H118ZM125 149H127V148H124V150H125ZM144 149H145V148H144ZM144 149H143V150H144ZM207 149H208V148H207ZM212 149H213V148H212ZM230 149H231V148H230ZM232 149H233V148H232ZM8 150H9V149H8ZM12 150H13V149H12ZM12 150H11V151H12ZM16 150H17V149H16ZM22 150H23V149H21V151H22ZM114 150H115V149H114ZM121 150H122V149H121ZM141 150H142V148H141ZM150 150H151V149H150ZM187 150H188V149H187ZM192 150H193V148H192ZM195 150H196V149H195ZM195 150H193V151H195ZM226 150H227V149H226ZM234 150H235V149H234ZM14 151H15V150H14ZM73 151H74V150H73ZM138 151H139V150H138ZM145 151H146V150H145ZM145 151H144V152H145ZM185 151H186V150H185ZM189 151H191V150H189ZM202 151H203V150H202ZM241 151H243V150H241ZM256 151H257V150H256ZM17 152H18V151H17ZM23 152H25V150H24ZM23 152H22V153H23ZM126 152H127V151H126ZM144 152H143V153H144ZM178 152H179V151H177L176 154H178ZM210 152H211V150H210ZM212 152H213V151H212ZM214 152H217V151H214ZM226 152H228V150H227ZM118 153H119V152H118ZM139 153H141V152L139 151ZM152 153H153V152H151V154H152ZM154 153H156V151H155ZM160 153H161V151H160ZM162 153H164V152H162ZM185 153H186V152H184V154H185ZM198 153H199V152H198ZM207 153H209V151H208ZM228 153H229V152H228ZM232 153H233V152H232ZM232 153L230 152L231 155H232ZM247 153H248V152H247ZM256 153H257V152H256ZM258 153H260V152H258ZM111 154H112V153H111ZM115 154H116V153H115ZM126 154H127V153H126ZM130 154H132V152H131ZM157 154H158V153H156V155H157ZM173 154H174V153H173ZM191 154H192V153H191ZM205 154H206V153H205ZM205 154H204V155H205ZM218 154H219V153H217V155H218ZM224 154H225V152H224ZM230 154H225V156H226V155H230ZM233 154H236V152H234ZM242 154H243V152H242ZM252 154H253V153H252ZM1 155H2V154H1ZM5 155H6V153H5ZM138 155H139V154H138ZM141 155L143 156V154H141ZM146 155H147V154H146ZM153 155H154L155 158H156V155H155V154H153ZM206 155H207V154H206ZM206 155H205L204 157H206ZM213 155H214V154L212 153V156H213ZM238 155H239V154H238ZM21 156H22V155H21ZM117 156H118V155H117ZM134 156H135V155H134ZM178 156H179V155H178ZM181 156H183V155L181 154ZM207 156H209V155H207ZM210 156H211V155H210ZM210 156H209V157H210ZM234 156H235V158H237L236 155H233V158H234ZM253 156H254V155H253ZM257 156H259V155L257 154ZM39 157H40V156H39ZM41 157H43V156L41 155ZM41 157H40L39 159H41ZM126 157H127V156H126ZM129 157H130V156H129ZM146 157H147V156H146ZM148 157H149V156H148ZM160 157H161V158H160ZM175 157H176V156H175ZM175 157H174V158H175ZM217 157H218V156H217ZM222 157H223V156H222ZM261 157H262V156H261ZM0 158H1V157H0ZM12 158H13V157H12ZM141 158H142V157H141ZM144 158H145V157H144ZM151 158H152V155H151ZM151 158H150V160H151ZM155 158H154V159H155ZM159 158L162 159V155L159 156ZM181 158H182V157H181ZM191 158H192V160H193V156H192ZM215 158H216V156H215ZM227 158H228V157H227ZM242 158H243V156H242ZM251 158H252V157H251ZM255 158H256V157H255ZM124 159H126V158H124ZM127 159H128V158H127ZM186 159H187V157H186ZM208 159H209V158H208ZM224 159H225V158L222 159V162H223ZM231 159H232V158H231ZM114 160H115V159H114ZM116 160H117V159H116ZM145 160H147V158H146ZM162 160H163V159H162ZM174 160H176V159H174ZM184 160H185V159H184ZM206 160H207V159H206ZM210 160H211V159H210ZM214 160H215V159H214ZM217 160H218V159H216L215 162H216ZM227 160H228V159H227ZM239 160H240V159H239ZM253 160H255V159H253ZM3 161H4V160H3ZM8 161H9V160H8ZM37 161H38V160H37ZM41 161H42V160H41ZM96 161H97V160H96ZM119 161H120V160H119ZM125 161H126V160H124V162H125ZM148 161H149V160H148ZM158 161H160V160H158ZM179 161H180V160H179ZM186 161H188V160H186ZM203 161H204V160H203ZM208 161H209V160H208ZM220 161H221V160H220ZM225 161H226V160H225ZM248 161H249V160H248ZM0 162H1V161H0ZM124 162H123V164L127 163V162H125V163H124ZM142 162H143V161H142ZM144 162H145V161H144ZM153 162H154V161H153ZM166 162H168V160H167ZM215 162L213 161V165H214V166H215ZM218 162H219V161H218ZM233 162H234V160H233ZM6 163H7V162H6ZM8 163H10V161H9ZM30 163H31V162H30ZM41 163H43V162H41ZM130 163H131V162H130ZM149 163H150V161H149ZM159 163H160V162H159ZM181 163H182V162H181ZM181 163H180V164H181ZM184 163H185V162H184ZM201 163H202V162H201ZM223 163H224V162H223ZM242 163H243V162H242ZM247 163H248V162H247ZM92 164H93V163H92ZM131 164H132V163H131ZM135 164H137V163H135ZM140 164H141V163H140ZM144 164H145V163H144ZM147 164H148V163H147ZM147 164H146V165H147ZM202 164H203V163H202ZM202 164H201V165H202ZM208 164H209V162H208ZM220 164H221V166L223 165L222 163H220ZM228 164H229V163H228ZM228 164H227V165H228ZM230 164H232V163L230 162ZM239 164H240V163H239ZM258 164H260V166H258V167L261 169V167H262V166H261L262 163H258ZM3 165H4V163H3ZM7 165H8V164H7ZM96 165H97V164H96ZM96 165H95V166H96ZM103 165H104V164H103ZM121 165H122V164H121ZM125 165H126V164H125ZM129 165H130V164H129ZM129 165H128V166H129ZM142 165H143V164H142ZM158 165H159V164H158ZM181 165H182V164H181ZM37 166H38V165H37ZM91 166L93 167V165H91ZM99 166H100V165H99ZM117 166H118V165H117ZM137 166H139V165H137ZM147 166H148V165H147ZM163 166H164V165H163ZM177 166H178V165H177ZM189 166H190V165H189ZM241 166H242V165H241ZM254 166H255V165H254ZM7 167H8V166H7ZM96 167H97V166H96ZM158 167H159V166H158ZM158 167L156 166V168H158ZM165 167H166V166H165ZM201 167H202V166H201ZM223 167H227V166H224V165H223ZM228 167H229V166H228ZM232 167H233V166H232ZM248 167H250V166H248ZM252 167H253V166H252ZM256 167H257V166H256ZM256 167H255V170L257 169ZM131 168H132V167H131ZM141 168H142V167H141ZM167 168H168V167H167ZM170 168H172V167H170ZM176 168H177V167H176ZM211 168H212V167H211ZM245 168H246V167H245ZM253 168H254V167H253ZM124 169H125V168H124ZM128 169H129V168H128ZM179 169H180V167H179ZM190 169H191V168H190ZM202 169H203V168H202ZM221 169H222V167H221ZM226 169H227V168H226ZM249 169H251V168H249ZM249 169H247V170H249ZM263 169H264V168H263ZM11 170H12V169H11ZM11 170H10V171H11ZM114 170H116V169H114ZM142 170H143V169H142ZM152 170H153V167H152ZM185 170H186V168H185ZM212 170H214V169H212ZM217 170H218V169H217ZM227 170H229V169H227ZM241 170H242V169H241ZM241 170L238 169V171H241ZM247 170H246V171H247ZM255 170H254V172H256ZM257 170H259V169H257ZM5 171H6V170H5ZM108 171H109V170H108ZM108 171H107V172H108ZM112 171H113V170H112ZM139 171H140V170H139ZM139 171H138V174H140ZM153 171H155V170H153ZM161 171H162V170H161ZM171 171L173 172V170H171ZM176 171H177V170H176ZM220 171H221V170H220ZM220 171H219V172H220ZM229 171H230V170H229ZM252 171H253V170H252ZM259 171H260V170H259ZM259 171H258V172H259ZM104 172H105V171H104ZM109 172H110V171H109ZM126 172H127V171H126ZM178 172H179V170H178ZM188 172H189V171H188ZM197 172H198V171H197ZM199 172H200V171H199ZM224 172H225V171H224ZM234 172H235V171H234ZM258 172H257V173H258ZM263 172H264V171H263ZM110 173H111V172H110ZM110 173H109V174H110ZM115 173H116V172H115ZM145 173H146V172H145ZM152 173H153V172H152ZM155 173H156V171L154 172V174H155ZM166 173H167V172H166ZM169 173H171V172H169ZM221 173H222V172H221ZM105 174H106V173H105ZM105 174H104V175H105ZM111 174H112V173H111ZM117 174H118V173H117ZM126 174H127V173H126ZM149 174H150V173H149ZM154 174H153V175H154ZM156 174H157V173H156ZM171 174H172V173H171ZM183 174H184V173H183ZM183 174H182V178H183ZM186 174H188V173H186ZM216 174H217V173H216ZM218 174H219V173H218ZM235 174H237V173L235 172ZM242 174H243V173H242ZM253 174H254V173H253ZM123 175H124V174H123ZM135 175H136V174H135ZM135 175H134V176H135ZM153 175H152V176H153ZM172 175H174V174H172ZM175 175H176V174H175ZM197 175H198V174H197ZM199 175H200V173H199ZM221 175L223 176V173H222ZM227 175H228V172H227ZM227 175H226V176H227ZM239 175L242 176L240 173H239ZM2 176H3V175H2ZM4 176H5V175H4ZM106 176H107V175H106ZM106 176H105V177H106ZM109 176H110V175H109ZM154 176H155V175H154ZM235 176H236V175H235ZM252 176H253V175H252ZM117 177H118V176H117ZM117 177H116V178H117ZM123 177H124V176H123ZM160 177H161V176H160ZM168 177H169V176H168ZM171 177H172V179H173V176H171ZM208 177H211V175L208 176ZM254 177H256V176H254ZM254 177H252V178H254ZM257 177H259V175H258ZM108 178L110 179L111 177H108V176H107L106 179H108ZM118 178H119V177H118ZM131 178H132V177H131ZM134 178H135V177H134ZM219 178H222V177H219ZM243 178H244V176H243ZM248 178H250V177H248ZM252 178H251V179H252ZM259 178H260V177H259ZM103 179H104V178H103ZM123 179H124V178H123ZM145 179H147V178H145ZM157 179H158V177H157ZM172 179H171V180H172ZM209 179H210V178H209ZM216 179L218 180V178H216ZM231 179H232V178H231ZM239 179H240V178H238V180H239ZM251 179H250V180H251ZM254 179H255V178H254ZM119 180H120V179H119ZM136 180H137V178H136ZM227 180H228V178H227ZM232 180H233V179H232ZM232 180H231V181H232ZM243 180L245 181V178L242 179V181H243ZM250 180H248V181H250ZM257 180H258V178H257ZM109 181H110V180H109ZM122 181H123V180H122ZM141 181H143V180L141 179L140 182H141ZM144 181H145V180H144ZM185 181H186V180H185ZM185 181L183 180L184 183H185ZM221 181H222V180H221ZM231 181H230V183H231ZM236 181H237V179H236ZM236 181H234V182H236ZM239 181H240V180H239ZM246 181H247V178H246ZM248 181H247V184L249 183ZM251 181H252V180H251ZM15 182H16V181H15ZM68 182H69V181H68ZM110 182H111V181H110ZM123 182H124V181H123ZM129 182H130V180H129ZM134 182H135V180H134ZM136 182H138V181H136ZM150 182H151V181H150ZM165 182H166V180H165ZM218 182H220V181H218ZM252 182H253V181H252ZM252 182H250V183H252ZM256 182H257V181H256ZM108 183H109V182H108ZM112 183H113V182H112ZM115 183H116L117 185L119 184V183H117V181H116ZM127 183H128V182H127ZM142 183H143V182H142ZM148 183H149V182H148ZM163 183H164V182H163ZM177 183H178V182H177ZM187 183H188V182H187ZM224 183H225V181H224ZM230 183H228L229 186H230ZM239 183H240V182H239ZM130 184H132V183H130ZM134 184H135V183H134ZM145 184H146V183H145ZM145 184H144L143 186H145ZM170 184H171V183H170ZM178 184H179V183H178ZM181 184H182V182H181ZM181 184H179V185H181ZM191 184H192V183H191ZM194 184H195V183H194ZM197 184H198V183H197ZM210 184H211V183H210ZM218 184H219V183H218ZM228 184L226 185V183H225V186H228ZM231 184H232V183H231ZM234 184H235V183H234ZM237 184H238V182H237ZM68 185H69V184H68ZM120 185H121V184H120ZM127 185H128V184H127ZM135 185H138V184L136 183ZM159 185H160V183H159ZM168 185H169V184H168ZM182 185H183V184H182ZM189 185H190V183H189ZM216 185H217V184H216ZM222 185H223V184H222ZM238 185H239V184H238ZM238 185H235V186H238ZM245 185H246V182H245ZM245 185H243V186H245ZM248 185H249V184H248ZM248 185H247V186H248ZM254 185H256V184L253 183V186H254ZM1 186H2V185H1ZM1 186H0V187H1ZM70 186H71V185H70ZM110 186L112 187V184H110ZM138 186H139V185H138ZM147 186H148V185H147ZM157 186H158V185H157ZM163 186H164V185H163ZM169 186H170V185H169ZM169 186H168V187H169ZM193 186H194V185H193ZM195 186H196V185H195ZM197 186H198V185H197ZM251 186H252V185H251ZM66 187H68V186H66ZM111 187L109 188V190L111 189ZM125 187L127 188V186H125ZM128 187H129V186H128ZM158 187H159V186H158ZM173 187H174V186H173ZM173 187H172V188H173ZM175 187H176V184H175ZM180 187H181V186H180ZM186 187H188V186L186 185ZM200 187H201V186H200ZM240 187H241V186H239V188H240ZM249 187H250V186H249ZM122 188H123V186H122ZM122 188H121V189H122ZM126 188H125V189H126ZM129 188H130V187H129ZM144 188H145V187H144ZM164 188H166V187H164ZM188 188H189V187H188ZM214 188H215V187H214ZM219 188H220V187H218V189H219ZM229 188H230V187H229ZM235 188H236V187H235ZM113 189H114V188H113ZM115 189H117V187H115ZM132 189H133V187H132ZM135 189H136V188H135ZM135 189H134V190H135ZM158 189H159V188H158ZM161 189H162V188H161ZM178 189H179V188H178ZM184 189H185V188H184ZM190 189H191V188H190ZM196 189H197V187H196ZM198 189H199V188H198ZM202 189H203V188H202ZM202 189H201V190H202ZM225 189H226V188H225ZM225 189H224V190H225ZM227 189H228V188H227ZM242 189H244V188H242ZM249 189H250V192H251V188H249ZM126 190H127V189H126ZM126 190H125V191H126ZM128 190H129V189H128ZM172 190H173V189H172ZM188 190H189V189H188ZM216 190H217V189H216ZM220 190H221V189H220ZM103 191H104V190H103ZM117 191H118V190H117ZM160 191H161V190H160ZM184 191H185V190H184ZM190 191H191V190H190ZM209 191H210V190H209ZM213 191H214V190H213ZM232 191H233V189H232ZM235 191H236V190H235ZM235 191H234V192H235ZM238 191H240V190H237V192H235V193H238ZM246 191H247V190H246ZM246 191H245V194L247 193ZM248 191H249V190H248ZM70 192H71V191H70ZM104 192H105V191H104ZM115 192H116V191H115ZM121 192L123 193V191H121ZM140 192H141V191H140ZM162 192H164V191H162ZM173 192H174V191H173ZM188 192H189V191H188ZM188 192H184V194H185V193L187 194ZM203 192H204V190H203ZM241 192H242V191H241ZM101 193H102V192H101ZM116 193H117V192H116ZM119 193H120V192H119ZM126 193H127V192H126ZM145 193H146V192H145ZM157 193H159V190L157 191ZM166 193H167V192H166ZM194 193H195V192H194ZM194 193H193V194H194ZM196 193H197V192H196ZM212 193H213V192H212ZM226 193H227V192H226ZM232 193H233V192H232ZM65 194H66V192H65ZM71 194H73V193H71ZM74 194H75V193H74ZM82 194H83V193H82ZM82 194H81V195H82ZM108 194H109V193H108ZM132 194H134V193L132 192ZM132 194H131V195H132ZM135 194H136V193H135ZM153 194H156V193L153 192ZM175 194H176V193H175ZM186 194H185V195H186ZM189 194H190V193H189ZM200 194H202V193H200ZM204 194H205V193H204ZM233 194H234V193H233ZM233 194H232V195H233ZM239 194H240V193H239ZM239 194H236L235 197L238 198L237 195H239ZM248 194H249V193H248ZM250 194H251V193H250ZM28 195H29V193H28ZM62 195H63V194H62ZM66 195H67V194H66ZM121 195H122V194H121ZM145 195H146V194H145ZM147 195H148V194H147ZM161 195H162V193H161ZM198 195H199V194H198ZM219 195H220V193H219ZM219 195H218V196H219ZM223 195H225V192H224ZM223 195H222V196H223ZM68 196H69V195H68ZM73 196H74V195H73ZM77 196H78V195H77ZM162 196H163V195H162ZM164 196H165V195H164ZM171 196H172V195H171ZM205 196H206V194H205ZM210 196H211V195H210ZM214 196H215V195H214ZM225 196H226V195H225ZM229 196H231V192H230V195H229ZM229 196H228L227 198H229ZM63 197H64V200H67V198H65V196H63ZM83 197H84V196H83ZM86 197H87V196H86ZM108 197H109V196H108ZM112 197H113V196H112ZM114 197H115V196H114ZM135 197H136V196H135ZM144 197H145V196H144ZM146 197H147V196H146ZM150 197H151V196H150ZM153 197H154V196H153ZM157 197H158V196H157ZM199 197H200V196H199ZM199 197H198L196 200L200 199L199 201H201V198H202V197H201V198H199ZM219 197H220V196H219ZM249 197H250V196H249ZM74 198H75V197H74ZM76 198H77V197H76ZM101 198L103 199V197H101ZM117 198H118V196H117ZM140 198H141V197H140ZM142 198H143V197H142ZM154 198H155V197H154ZM162 198H163V197H162ZM162 198L160 197V199L162 200V202H164V201L166 202V200L163 198V199H164V201H163ZM168 198H169V197H168ZM168 198H167V199H168ZM209 198H210V197H209ZM231 198H232V197H231ZM57 199H58V198H57ZM85 199H86V198H85ZM87 199H89V198H87ZM106 199H107V197H106ZM112 199H113V198H112ZM115 199H116V198H115ZM115 199H114V201H115ZM125 199H126V198H125ZM130 199H131V197H130ZM146 199H147V198H146ZM150 199H151V198H150ZM183 199H184V198H183ZM194 199H195V198L193 197L192 200H194ZM215 199H217V197H215ZM242 199H243V197H242ZM104 200H105V197H104ZM110 200H111V199H110ZM135 200H136V199H135ZM135 200H134V201H135ZM153 200L155 201L156 199H153ZM158 200H159V199H158ZM227 200H228V199H227ZM235 200H236V199H235ZM235 200H234V201H235ZM256 200H257V199H256ZM22 201H23V200H22ZM74 201H76V199H75ZM77 201H78V198H77ZM77 201H76V202H77ZM86 201H87V200H86ZM89 201H91V198H90ZM89 201H88V202H89ZM116 201H117V199H116ZM137 201H138V200H137ZM190 201H191V200H190ZM211 201H215V200H211ZM225 201H226V200H224V202H225ZM231 201H232V200H231ZM237 201H238V203H240V204H241V202H242L241 200H240L241 202H239L238 199H237ZM243 201H244V199H243ZM83 202H84V201H83ZM138 202H139V201H138ZM140 202H142V201H140ZM145 202H147V201L145 200ZM145 202H144V203H145ZM159 202H160V201H159ZM162 202H161V203H162ZM168 202H169V201H168ZM183 202H184V201H183ZM183 202H182V203H183ZM194 202H196V201H194ZM217 202H218V201H217ZM217 202H215V203H217ZM228 202L230 203V200H228ZM77 203H78V202H77ZM86 203H87V202H86ZM91 203H92V202H91ZM116 203H117V202H116ZM133 203H134V202H133ZM142 203H143V202H142ZM149 203H150V202H149ZM178 203H179V202H178ZM187 203H188V202H187ZM191 203H192V202H191ZM196 203H197V202H196ZM198 203H199V202H198ZM207 203H208V202H207ZM211 203H212V202H211ZM221 203H222V201H221L219 204L221 205ZM236 203H237V202H236ZM247 203H248V202H247ZM130 204H131V202H130ZM137 204H138V203H137ZM146 204H147V203H146ZM151 204H152V201H151ZM154 204H155V202H154ZM202 204H203V201H202ZM227 204H228V203H227ZM240 204H238V205H240ZM250 204H251V203H250ZM65 205H67L69 208H71L73 205H75V204H73V199H72V197H68V200L66 201ZM76 205H77V204H76ZM90 205H91V204H90ZM92 205H93V204H92ZM157 205H158V201H157ZM200 205H201V204H200ZM238 205H237V206H238ZM242 205H243V204H242ZM70 206H71V207H70ZM88 206H89V203H88ZM88 206H87V207H88ZM136 206H137V205H136ZM140 206H141V205H140ZM146 206H147V205H146ZM186 206H187V205H186ZM189 206H191V208H192V204L189 205ZM193 206H194V205H193ZM218 206H219V205H218ZM224 206H225V205H224ZM224 206H223V207H224ZM234 206H235V205H234ZM237 206H235V207H237ZM250 206H251V205H250ZM116 207H117V206H116ZM138 207H139V206H138ZM143 207H144V206H143ZM150 207H151V205H150ZM156 207H157V206H156ZM161 207H162V206H161ZM198 207H199V206H198ZM208 207H209V206H208ZM210 207H211V206H210ZM219 207H220V206H219ZM219 207H218V208H219ZM225 207H226V206H225ZM225 207H224V208H225ZM230 207H231V206H230ZM230 207H228V209H230ZM242 207H244V206H242ZM251 207H253V206H251ZM18 208H19V207H18ZM69 208H68V209H69ZM193 208H194V207H193ZM206 208H207V207H206ZM212 208H213V207H212ZM68 209H67V210H68ZM93 209H94V208H93ZM96 209H97V208H96ZM134 209H136V208H134ZM161 209L164 210V208H161ZM214 209H215V205H214ZM249 209H250V208H249ZM10 210H11V209H10ZM65 210H66V209H65ZM143 210H144V209H143ZM188 210H189V209H188ZM188 210H187V211H188ZM192 210H193V209H192ZM196 210H197V209H196ZM204 210H205V209H204ZM206 210H207V209H206ZM208 210L210 211V208H209ZM222 210H223V208H222ZM241 210H242V209H241ZM246 210H247V209H246ZM17 211H19V209H18ZM69 211H71V209H70ZM96 211H97V210H96ZM99 211H100V210H99ZM105 211H106V210H105ZM130 211H131V210H130ZM136 211H137V210H136ZM148 211H149V210H148ZM212 211H213V210H212ZM229 211H230V210H229ZM231 211H232V209H231ZM251 211H252V210H251ZM251 211H250V212H251ZM65 212H66V211H65ZM81 212H82V211H81ZM109 212H110V211H109ZM128 212H129V211H128ZM160 212H162V210H161ZM179 212H180V211H179ZM195 212H196V211H195ZM207 212H208V211H207ZM253 212H254V211H253ZM5 213H6V212H5ZM14 213H15V212H14ZM181 213H182V212H181ZM188 213H189V212H188ZM202 213H203V212H202ZM210 213H211V212H210ZM218 213H219V212H218ZM224 213H225V212H224ZM228 213H229V212H228ZM228 213L226 212V214H228ZM231 213H233V212H231ZM234 213H235V216H236V217L239 216V215H238V216L236 215V213H237L236 211H235ZM241 213H242V211H241ZM243 213H244V212H243ZM11 214H12V213H11ZM11 214H10V215H11ZM67 214H68V211H67ZM108 214H109V213H108ZM127 214H128V213H127ZM135 214H136V212H135ZM135 214H133V215H135ZM155 214H156V213H155ZM161 214H162V213H161ZM183 214H184V213H183ZM185 214H186V213H185ZM189 214H190V213H189ZM207 214H208V213H207ZM226 214H225V215H226ZM238 214H239V213H238ZM12 215H13V214H12ZM84 215H86V214H84ZM191 215H192V214H191ZM204 215H205V214H204ZM216 215H217V217L219 216V214H216ZM216 215H215V216H216ZM225 215H224V216H225ZM229 215H230V214H229ZM251 215H252V213H251ZM42 216H43V215H42ZM82 216H83V215H82ZM129 216H130V215H129ZM188 216H189V215H188ZM196 216H197V215H196ZM205 216H206V215H205ZM205 216H204V217H205ZM84 217H85V216H84ZM180 217H181V216H180ZM189 217H190V216H189ZM189 217H188V218H189ZM200 217H201V215H200ZM204 217H203V218H204ZM221 217H222V216H221ZM236 217H235V218H236ZM242 217H243V216H241V218H242ZM247 217H248V216H247ZM247 217H246V218H247ZM250 217H251V216H250ZM212 218H213V217H212ZM212 218H211V220H213ZM214 218H215V217H214ZM87 219H88V218H87ZM132 219H133V216H132ZM200 219H202V218H200ZM223 219H224V221H225V218H224V217H223ZM243 219H244V218H243ZM89 220H90V219H89ZM89 220H87V221H89ZM193 220H194V219H193ZM193 220H192V221H193ZM232 220H233V219H232ZM240 220H241V219H240ZM36 221H37V220H36ZM121 221H122V220H121ZM215 221H216V220H215ZM249 221H250V220H249ZM252 221H253V220H252ZM84 222H85V221H84ZM95 222H96V220H95ZM138 222H139V220H138ZM151 222H152V220H151ZM190 222H191V221H189V223H190ZM202 222H203V221H202ZM209 222H210V221H208V223H209ZM233 222H235V221L233 220ZM244 222H245V220H244ZM250 222H251V221H250ZM250 222H249V223H250ZM10 223H11V219H10ZM19 223H20V222H19ZM85 223H86V222H85ZM131 223H132V221H131ZM208 223H207V224H208ZM226 223H227V222H226ZM228 223H229V222H228ZM239 223H240V222H239ZM4 224H5V223H4ZM133 224H134V223H133ZM152 224H153V223H152ZM199 224H202L201 221H200ZM207 224H206V225H207ZM211 224H212V222H211ZM233 224H234V223H233ZM233 224H232V226H233ZM245 224H246V223H245ZM252 224H253V223H252ZM12 225H13V224H12ZM26 225H27V224H26ZM150 225H151V224H150ZM154 225H155V224H154ZM208 225H210V224H208ZM220 225H221V224H220ZM228 225H229V224H228ZM238 225H239V224H238ZM240 225H242V223H241ZM250 225H251V224H250ZM9 226H10V224H9ZM15 226H17V225H15ZM96 226H97V225H96ZM106 226H107V225H106ZM141 226H142V225H141ZM210 226H211V225H210ZM225 226H227V224H226ZM0 227H1V226H0ZM5 227H6V226H5ZM12 227H13V226H12ZM28 227H29V226H28ZM198 227H199V226H198ZM205 227H206V226H205ZM217 227H218V226H217ZM222 227H223V226H222ZM230 227H231V226H230ZM230 227H229V228H230ZM249 227H250V226H249ZM10 228H11V227H10ZM18 228H19V227H18ZM25 228H26V227H25ZM141 228H142V227H141ZM145 228H146V227H145ZM149 228H150V227H149ZM224 228H225V227H224ZM224 228H223V230H224ZM229 228H228V230H229ZM239 228H241V227H239ZM250 228H251V227H250ZM252 228L254 229V227H252ZM0 229H1V228H0ZM12 229H13V228H12ZM137 229H138V228H136V230H137ZM192 229H193V228H192ZM198 229H199V228H198ZM205 229L207 230V228H205ZM212 229H213V228H212ZM231 229H232V227H231ZM234 229H235V228H234ZM236 229H237V228H236ZM210 230H211V229H210ZM225 230H226V229H225ZM225 230H224V231H225ZM237 230H240V229H237ZM21 231H22V230H21ZM27 231H28V229H27ZM29 231H30V229H29ZM29 231H28V232H29ZM68 231H69V230H68ZM131 231H133V234H134V229H132ZM138 231H139V229H138ZM149 231H150V230H148V232H149ZM217 231H218V230H216V233H218ZM241 231H242V229H241ZM16 232H18V231H16ZM129 232H130V231H129ZM129 232H128V233H129ZM148 232H147V233H148ZM195 232H196V231H195ZM197 232H198V231H197ZM201 232H202V231H201ZM226 232H227V231H226ZM226 232H225V234H224V235H225V239L227 238V237H226ZM4 233H5V232H4ZM25 233H26V230H25ZM25 233H24V234H25ZM29 233L31 234V231H30ZM149 233H150V232H149ZM191 233H192V232H191ZM212 233H213V231H212ZM239 233H240V232H239ZM24 234H23V235H24ZM135 234H136V236H137V231H136ZM193 234H195V233H193ZM206 234H207V232H206ZM208 234H209V239H210V236H211V235H210V233H208ZM33 235H35V234H33ZM36 235H37V233H36ZM129 235H130V234H129ZM129 235H128V236H129ZM196 235H197V234H196ZM196 235H195V237H198V235H197V236H196ZM237 235H238V233H237ZM237 235H236V236H237ZM2 236H3V235H2ZM27 236H28V235H27ZM27 236H26V237H27ZM130 236H131V235H130ZM134 236H135V235H134ZM136 236H135V237H136ZM146 236H148V235H146ZM146 236H144L145 239H146ZM190 236H191V235H190ZM206 236H207V235H206ZM215 236H218V235H215ZM219 236H220V235H219ZM0 237H1V236H0ZM10 237H11V236H10ZM14 237H15V236H14ZM135 237H134V238H135ZM142 237H143V235H142ZM200 237H201V236H200ZM203 237H204V236H203ZM12 238H13V237H12ZM30 238H31V237H30ZM127 238H128V237L126 236V239H127ZM147 238H148V237H147ZM206 238H207V237H206ZM214 238H215V237H214ZM218 238H219V237H218ZM221 238H222V237H221ZM223 238H224V237H223ZM223 238H222V239H223ZM237 238H238V237H237ZM27 239H28V237H27ZM39 239H40V238H39ZM39 239H38V240H39ZM128 239L131 240L130 237H129ZM143 239H144V238H143ZM143 239H142V241H143ZM195 239H196V238H195ZM198 239H199V238H198ZM231 239H232V238H231ZM132 240H134V239H132ZM146 240H147V239H146ZM203 240H204V239H203ZM216 240H217V239H216ZM227 240H228V239H227ZM1 241H2V240H1ZM5 241H6V240H5ZM70 241H71V240H70ZM125 241H126V240H125ZM207 241H208V238H207ZM212 241H213V240H212ZM219 241H221V239H220ZM230 241H231V240H230ZM14 242H15V241H14ZM14 242H13V243H14ZM27 242H28V241H27ZM27 242H26V243H27ZM137 242H138V241H137ZM151 242H152V241H151ZM164 242H165V241H164ZM199 242H200V241H199ZM202 242H203V241H202ZM202 242H201V243H202ZM215 242H216V241H215ZM223 242H224V241H223ZM239 242H240V241H239ZM249 242H250V241H249ZM23 243H24V242H23ZM31 243H32V240H31ZM71 243H72V242H71ZM127 243H129V242H127ZM170 243H171V242H170ZM203 243H205V241H204ZM207 243H208V242H207ZM209 243H211V242L209 241ZM209 243H208V245H209ZM221 243H222V242H221ZM242 243H243V241H242ZM10 244H12V243H10ZM20 244H21V243H20ZM72 244H73V243H72ZM131 244H132V243H131ZM140 244H141V243H140ZM140 244H139V245H140ZM225 244H226V242H225ZM234 244H236V241H235ZM28 245H29V244H28ZM31 245H32V244H31ZM35 245H36V243H35ZM139 245H138V246H139ZM141 245H142V244H141ZM172 245H173V244H172ZM199 245H201V244H199ZM202 245H203V244H202ZM217 245H218V244H217ZM243 245H245V244H243ZM9 246H11V245H9ZM129 246H130V245H129ZM129 246H128V247H129ZM144 246H145V245H144ZM213 246H215V244H214ZM219 246H220V245H219ZM251 246H252V245H251ZM0 247H2V246H0ZM5 247H6V246H5ZM28 247L30 248L31 246H28ZM136 247H137V246H136ZM140 247H141V246H140ZM172 247H174V246H172ZM198 247H199V246H198ZM223 247H224V246H223ZM241 247H242V246H241ZM243 247H244V246H243ZM10 248H11V247H10ZM39 248H40V247H39ZM68 248H69V247H68ZM92 248H93V247H92ZM147 248H148V247H147ZM149 248H150V247H149ZM169 248H170V247H169ZM199 248L202 249L203 246H202V247H199ZM199 248H198V249H199ZM4 249H5V248H4ZM7 249H8V246H7ZM26 249H27V248H26ZM26 249H24V250H26ZM80 249H81V247H80ZM124 249H126V248H124ZM129 249H130V248H129ZM131 249H132V247H131ZM131 249H130V250H131ZM138 249H139V248H138ZM191 249H192V248H191ZM27 250H28V249H27ZM34 250H35V249H34ZM91 250H92V249H91ZM93 250H95V249H93ZM126 250H127V249H126ZM133 250H134V249H133ZM135 250H136V249H135ZM143 250H144V249H143ZM143 250H142V251H143ZM6 251H7V250H6ZM15 251H16V250H15ZM20 251H21V250H20ZM30 251H31V249H30ZM37 251H38V250H37ZM87 251H88V250H87ZM87 251H86V252H87ZM89 251H90V250H89ZM97 251L99 252V250H97ZM138 251H139V253H140V250H138ZM144 251H146V250H144ZM169 251H170V250H169ZM194 251H195V250H194ZM198 251H201V250H198ZM9 252H10V251H9ZM28 252H29V251H28ZM75 252H76V251H75ZM132 252H134V251H132ZM132 252H131V253H132ZM172 252H173V250H172ZM224 252H225V251H224ZM227 252H228V250H227ZM237 252H239V251H237ZM257 252H258V251H257ZM0 253H1V252H0ZM32 253H33V252H32ZM92 253H94V252H92ZM136 253H137V252H136ZM145 253H146V252H144L143 254L145 255ZM152 253H153V252H152ZM194 253H196V252H194ZM198 253H200V252H198ZM203 253H204V252H203ZM209 253H210V252H209ZM212 253H213V252H212ZM212 253H211V255H212ZM220 253H221V250H220ZM220 253H219V254H220ZM4 254H6V253H4ZM8 254H9V253H8ZM68 254H69V253H68ZM74 254H75V253H74ZM100 254H102V253H100ZM129 254H130V253H129ZM137 254H138V253H137ZM226 254H228V253H226ZM226 254H224V256H225ZM12 255H13V254H12ZM16 255H18V254H16ZM28 255H29V253H28ZM65 255H66V254H65ZM90 255H91V254H90ZM97 255H98V254H97ZM126 255H127V253H126ZM141 255H142V253H141ZM146 255H147V254H146ZM151 255H152V254H151ZM195 255H197V254H195ZM214 255H215V257H216V254H214ZM221 255L223 256V253H221L220 256H221ZM251 255H252V254H251ZM1 256H2V255H1ZM6 256H7V255H6ZM20 256H21V255H20ZM20 256H19V257H20ZM67 256H68V255H67ZM83 256H84V255H83ZM103 256H104V255H103ZM123 256H124V255H123ZM137 256H138V255H136V257H137ZM203 256H204V255H203ZM209 256H210V255H209ZM209 256H208V257H209ZM241 256H242V255H241ZM21 257H22V256H21ZM88 257H89V256H88ZM98 257H99V256H98ZM104 257H105V256H104ZM127 257H128V256H126L125 258H127ZM131 257H132V256H129L128 258L131 259ZM140 257H141V256H140ZM189 257H190V256H189ZM1 258H2V257H1ZM6 258H7V257H6ZM6 258L4 257L3 260H5ZM72 258H73V257H72ZM84 258H85V257H84ZM99 258H100V257H99ZM142 258H143V257H142ZM142 258H141V259H142ZM154 258H156V257L154 256ZM210 258H211V257H210ZM224 258H225V257H224ZM224 258H223V260H224ZM261 258H262V257H261ZM18 259H19V258H18ZM130 259H129V260H130ZM135 259H136V258H135ZM151 259H152V258H151ZM205 259H206V258H205ZM208 259H209V258H208ZM226 259H227V258H226ZM237 259H238V258H237ZM21 260H22V258H21ZM21 260H20V261H21ZM127 260H128V259H126V261H127ZM142 260H143V259H142ZM193 260H194V258H193ZM193 260H192V262H194ZM198 260H199V259H198ZM200 260H202V259H200ZM212 260H213V259H212ZM0 261H1V260H0ZM5 261H6V260H5ZM5 261H3V262H5ZM30 261H31V260H30ZM61 261L64 262V258H63V260H61ZM65 261H66V260H65ZM101 261H102V260H101ZM131 261H132V260H131ZM133 261H134V260H133ZM133 261H132V262H133ZM135 261H136V260H135ZM151 261L153 262V260H151ZM195 261H196V260H195ZM207 261H208V260H207ZM207 261H206V263H208ZM220 261H221V260H220ZM234 261H236V260H234ZM250 261H251V260H250ZM3 262H2V263H3ZM105 262H106V260L104 261V263H105ZM129 262H130V261H129ZM192 262H191L190 264H193ZM224 262H226V260H225ZM229 262H230V261H229ZM253 262H255V261H253ZM8 263H10V262H8ZM20 263H21V262H20ZM27 263H28V262H27ZM102 263H103V262H102ZM123 263H124V261H123ZM133 263H134V262H133ZM135 263H136V262H135ZM135 263H134V264H135ZM139 263H140V262H139ZM197 263H198V262H197ZM200 263H201V261H200ZM200 263H199V264H200ZM202 263H203V262H202ZM215 263H217V262H215ZM221 263H222V262H221ZM3 264H4V263H3ZM30 264H31V263H30ZM64 264H65V263H64ZM105 264H107V263H105ZM131 264H132V263H131ZM136 264H137V263H136ZM153 264H154V263H153ZM188 264H189V263H188ZM219 264H220V263H219ZM233 264H234V263H233ZM257 264H258V263H257Z\"/></svg>", "mask_w": 264, "mask_h": 264}]
</instances>
